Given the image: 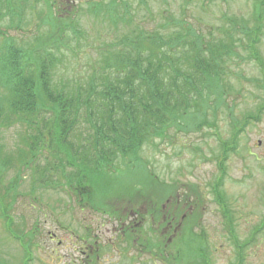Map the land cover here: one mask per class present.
Returning <instances> with one entry per match:
<instances>
[{"label": "rangeland", "instance_id": "obj_1", "mask_svg": "<svg viewBox=\"0 0 264 264\" xmlns=\"http://www.w3.org/2000/svg\"><path fill=\"white\" fill-rule=\"evenodd\" d=\"M58 1L52 13L61 17L67 15L68 6L77 8L76 32L63 26L73 14L60 21L49 19V7L44 4L26 10V18L19 26L11 25L9 18L1 20L0 29L14 36L18 44L27 46L35 43L37 36L53 32L49 44L60 43L57 77L67 83H86L106 46L129 27L122 22L117 27L111 18L90 14L86 8L88 1L98 0ZM125 1L131 4L135 23L148 31H163L166 39L176 33L172 38L175 40L191 26L204 40L228 41L229 32L240 38L235 41L236 56L227 65L222 98L212 95L203 106L207 118L193 125L171 128L164 138L156 137L140 151L139 161H143L146 169L166 186H176L169 198L161 202V219L167 218L169 210L177 212V219L168 221L170 225H160V241L168 245L171 257L166 254L167 258L166 255L156 258V253L144 248L148 244L141 242L140 246V241L133 239L141 237L146 243L151 238V228H158L151 227L154 211L159 210L158 201L134 205L131 199L137 196L126 192L125 187L133 186L147 170L141 164L127 166L116 160L108 173H95V181L80 194L61 186L57 189L55 185L40 186L32 169L23 170L15 183L17 168L8 170L0 191L5 192V197H1L9 204L14 231L11 233L6 227V216H2L0 209V264H85L88 254L92 257L87 264H181L190 259L174 262L172 258L178 248L184 253L186 245L200 247L202 241L207 251L206 264H264V111L258 114L264 104V67L253 57L250 45L252 29L256 27L253 0H147V7L140 0ZM78 6L84 10L78 11ZM256 50L264 63V21ZM247 115H257L258 119H249L243 127ZM24 131L20 125L4 130L0 133V144L13 152ZM233 134L235 148L221 163V170L218 165L224 154L221 143L230 141ZM40 162L41 167L47 163L44 157ZM220 177L230 226L222 214L219 192L214 190ZM186 215L194 219L191 225L184 223ZM190 226L198 237L203 234V240L194 234L190 243H185L183 239L190 237ZM231 226L234 237L228 231ZM97 236L109 243L100 251L90 247ZM237 243L242 247L240 256Z\"/></svg>", "mask_w": 264, "mask_h": 264}, {"label": "trees", "instance_id": "obj_2", "mask_svg": "<svg viewBox=\"0 0 264 264\" xmlns=\"http://www.w3.org/2000/svg\"><path fill=\"white\" fill-rule=\"evenodd\" d=\"M57 2L0 0V21L9 18L11 25L19 26L26 18V10H35L37 5L44 4L49 7V19L60 21L73 14L65 19L63 26L76 32L79 24L74 20L77 8L68 6V3L70 9L67 8V15L61 17L52 13ZM139 2L148 6L147 0ZM253 3L256 27L252 29L250 45L254 49L253 57L264 67L256 50L264 21V0H253ZM81 7L78 6V11L84 10ZM130 7L131 4L125 0L88 1L86 8L90 14L97 18H111L117 27L119 22L125 23L129 30L106 46L101 61L95 62L86 83H67L57 77L60 43L55 46L49 44L48 39L54 37L53 32L37 36L35 43L27 46L18 44L14 36L0 29V37L3 38L0 42V133L16 125L25 129L13 152L0 144V186L4 184L3 175L8 170L17 168L14 178L18 183L23 170L32 169L38 175L40 186L55 185L54 189L61 186L68 192L80 194L90 182L95 181V173H108L116 160L127 166H145L143 161H139V156L146 144L156 137L164 138L171 128L193 125L201 118L205 120L207 109L203 106L208 104L212 95L222 98L227 65L236 56L235 41L240 38L229 32L228 41L204 40L191 26L175 40L172 38L176 33L166 39L163 31H148L142 24L135 23ZM263 111L264 104L258 114ZM253 118L258 119V116L247 115L242 126ZM234 135L230 141L221 143L224 152L218 164L221 170V163L235 148ZM42 157L47 162L44 167H41ZM146 170L145 176L138 178L133 186L127 185L125 191L137 196L131 199L134 205L158 201L156 208L159 210L154 211L155 219L151 226L158 228H151V238L146 243L142 238L140 246L148 244L144 248L156 253V258H162L166 254L170 256V248L160 241V225H170L168 221L172 223L173 218L177 219V212L169 210L167 220L161 219V202L169 198L176 186H166L150 169ZM221 179L214 190L219 192L217 198L220 199L222 214L230 226L229 207L221 190ZM150 190L152 195H146ZM1 196L5 197V192L0 191V209L2 216H6V227L12 233L9 204ZM199 200L202 201L200 197ZM96 205L107 208L106 205ZM191 216L197 218L198 215L192 213ZM191 216H185L186 225L194 221ZM188 228L190 237L183 239L187 244L194 234L198 237L194 227ZM228 229L234 237V227ZM202 236L198 239L203 240ZM237 247L240 256L242 247L238 243ZM186 249L182 253L178 248L173 261L181 263V259L187 257L190 260L185 259L181 264H206L207 251L203 241L200 247L186 245Z\"/></svg>", "mask_w": 264, "mask_h": 264}, {"label": "flooded vegetation", "instance_id": "obj_3", "mask_svg": "<svg viewBox=\"0 0 264 264\" xmlns=\"http://www.w3.org/2000/svg\"><path fill=\"white\" fill-rule=\"evenodd\" d=\"M138 228H140V227H138ZM167 228H169V230H170V229H176V230H177V227H167ZM130 236L133 237L132 234H130ZM133 239H136V240L138 239V240L140 241V240H141V237H140V238H134V237H133ZM128 242H129V241H128ZM107 244H109V243H107ZM107 244H106V242L104 243L103 240H100V239L98 238V236H97L96 241L94 242V244H91L90 247L96 248L97 251H100L101 249H104V248H105V245H107ZM93 251H94V249L92 250V253H93ZM102 252H103V250H102ZM102 252H101V253H102ZM91 257H92V256H90V254L87 255V260H86L85 264L88 263V261H89L88 259L91 258ZM96 264H99V263L96 262Z\"/></svg>", "mask_w": 264, "mask_h": 264}]
</instances>
